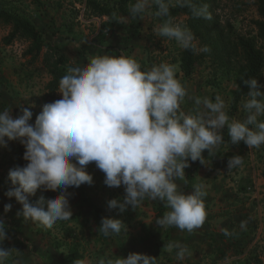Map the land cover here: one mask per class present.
I'll return each instance as SVG.
<instances>
[{
    "label": "clouds",
    "instance_id": "clouds-1",
    "mask_svg": "<svg viewBox=\"0 0 264 264\" xmlns=\"http://www.w3.org/2000/svg\"><path fill=\"white\" fill-rule=\"evenodd\" d=\"M177 6L187 7L194 18L212 19L209 6L195 0H134L128 12L132 18L145 14L162 18L155 29L159 37L175 40L184 50L209 52L207 45L198 49L195 33L172 15L171 9ZM244 83L250 90L242 104L246 113L242 120L229 116L219 94L214 100L208 96L192 98L194 106L185 112L181 105L188 90L177 78L175 65L162 62L142 70L135 57L124 53L91 56L85 65L67 69L59 81L62 97L43 105L34 124L29 123L33 116L29 108L15 117L12 109L0 110V146L18 140L27 161L25 166L9 170L14 187L5 195L22 205L17 215L25 221L51 229L57 221L72 217L68 189L93 182L86 169L94 162L104 173L106 186L124 187L122 200L108 201L110 209L124 212L129 206L138 208L145 199L164 201L168 210L155 219L156 224L191 233L206 220L207 191L206 185L198 183L186 193L176 182L184 180L189 158L204 163V150L211 153L223 143L225 128L233 144L243 141L251 149L264 145V84L255 77ZM242 163L241 155L232 156L228 169ZM38 189L60 191L52 198L41 195L30 202L29 197ZM11 208L12 204H5L4 212ZM245 223L241 222V228ZM122 230L126 232V225L112 217H103L98 228L105 237ZM223 231L225 236L233 235ZM5 239L6 224L0 219V264H6L13 254V248L2 246ZM165 248L169 252L178 249V261L192 255L180 243H169ZM74 264L93 262L80 259ZM96 264H158V259L131 252L126 257H102Z\"/></svg>",
    "mask_w": 264,
    "mask_h": 264
},
{
    "label": "crops",
    "instance_id": "crops-1",
    "mask_svg": "<svg viewBox=\"0 0 264 264\" xmlns=\"http://www.w3.org/2000/svg\"><path fill=\"white\" fill-rule=\"evenodd\" d=\"M153 19L159 18L150 17V20ZM92 55H95V52ZM66 56L69 59L64 69L66 73L69 67L83 66L89 62L79 54ZM11 72L15 74L13 88L8 89L6 81L0 86V110L8 109V105L14 106L15 117L22 114V109L26 105L32 110L33 115L37 116L36 113L42 111L43 105L53 102L46 88L51 77L43 63L23 68L18 66L16 69L12 68ZM207 73L208 70L196 71L188 79H183L185 76L182 72L177 76L188 90V96L181 105L185 112L193 108L194 97L208 96L214 100L217 94L221 95L217 86L205 82ZM55 95L54 101L62 97L59 90ZM225 102L229 110L230 100L226 98ZM227 145L223 132V143L211 153L204 150L202 156L204 163H196L198 160L191 161L189 158L184 180L176 181L180 189L186 193H190L198 183L206 185L207 195L204 199L207 217L202 227L191 233L176 227L160 228L155 219L168 210L166 202L160 200L145 199L138 208L133 209L129 206L124 212L110 209L108 201L113 198L122 200L125 195L124 187L106 186L104 173L92 162L87 165L86 170L92 174L93 182L68 189L73 219L57 221L49 229L31 220L25 221L22 215H17V219L23 223V230L33 227L36 233L42 234L43 231L48 233L46 239L43 236L32 238L31 248H34L35 252L31 257L24 258V263L30 259L31 264H66L70 259L72 247L76 246L79 252L74 259H89L94 264L102 257L113 259L118 256L126 257L131 252L156 256L158 264H258L256 258L261 259L264 251L263 165L258 168L256 161H249L229 170L228 161L224 160L229 147ZM5 147L0 146V151H4ZM58 194L59 191L39 193L31 196L29 200L34 203L41 195L52 198ZM85 196L101 208L103 217L121 219L126 225V232L122 230L120 234L110 235L109 241L105 243L97 239L91 259L86 254L85 257L82 256L87 247V241L83 239L87 232L83 219L87 217L88 212L94 215V210ZM4 201L12 204L10 212L14 214L22 209V205L15 197ZM242 221L246 222L244 228L240 226ZM224 229L233 235L225 236ZM72 231L78 233L77 242L70 241ZM169 243L186 245L192 255L178 261L176 259L178 249L173 248L170 252L166 250L165 245Z\"/></svg>",
    "mask_w": 264,
    "mask_h": 264
},
{
    "label": "rangeland",
    "instance_id": "rangeland-1",
    "mask_svg": "<svg viewBox=\"0 0 264 264\" xmlns=\"http://www.w3.org/2000/svg\"><path fill=\"white\" fill-rule=\"evenodd\" d=\"M130 1L0 0V8L27 20L33 16L36 27L39 26L46 32L43 37L52 42L59 41L63 52L70 55L79 54L83 59H87L86 62L94 56L92 55L94 52L95 55H103L104 52L108 55L124 53L135 57L141 63L142 70L166 62L175 65L176 75L180 76V72L183 73L181 55L184 49L180 48L175 40L159 37L156 34L155 29L162 23V18L150 20V17L156 16L145 14L142 17L139 16V23L136 18H132L128 12ZM91 2L105 6L110 14L98 15L92 9ZM205 4L209 6L212 14L211 20L190 19L188 15H180L176 19L195 33L198 49L205 45L210 48L209 52L198 51L203 54V57L197 71L206 72L208 70L205 82L217 86L221 96L230 100L229 116L242 120L246 116L242 109L243 103L238 106L237 110L231 112L239 62L236 37L257 38L254 25V20L259 17L256 0H209ZM12 30V25L0 21V86L6 81L8 89L13 88L15 78V74L11 72L12 68L37 66L43 63L42 54L35 59L32 55H25L31 46V40L16 36L11 43H7ZM258 45L264 51V42L258 40ZM183 79H188V77H183ZM10 91L12 93V90ZM23 108H28V106L24 105ZM8 109H12L14 116V106L8 105ZM32 118L34 120H30L29 123L34 124L36 115L34 114ZM223 132L225 143L229 146L224 160L228 161L232 156L241 155L243 163L256 161L258 168L263 165L264 145L251 149L243 141L233 144L228 136L227 128ZM24 152L25 148L18 140L8 141L4 151H0V219H3L6 224L7 234V239L3 241L2 246L13 248V254L6 264H12L14 260L20 261V264H31L30 259L25 260L24 263V258L31 257L35 252L34 248H31L32 238L43 236L46 239L48 235L46 231L42 234L36 233L33 227L23 230V223L17 219V214L10 211L4 212V205L7 204L4 200L14 198L5 195L10 188L14 187L8 178V173L10 169L27 164V161L23 159ZM262 188L264 189V185ZM50 191L38 189L35 194ZM84 218L87 232L83 239H86L87 247L82 256L85 257L86 254L91 259L96 248L95 241L99 239L105 243L109 241L110 236L105 237L101 232L96 231L102 218L97 219L89 212ZM262 222L264 225V221ZM78 239V233L72 231L71 243L77 242ZM74 251L78 254V247L75 246ZM262 255L263 257L259 260L261 264H264V251Z\"/></svg>",
    "mask_w": 264,
    "mask_h": 264
},
{
    "label": "trees",
    "instance_id": "trees-1",
    "mask_svg": "<svg viewBox=\"0 0 264 264\" xmlns=\"http://www.w3.org/2000/svg\"><path fill=\"white\" fill-rule=\"evenodd\" d=\"M208 1L209 0H195L198 5L205 4ZM256 6L259 16L254 20L257 38L245 36L236 37V44L239 48V56H237L239 62L236 72V88L233 90L231 112L237 110L238 106L247 98L246 94L249 92L250 88L244 83L245 80L255 77L258 83L263 84L264 51L261 46L258 45V40L264 42V0H256ZM91 7L98 15L110 14L109 9L97 2H91ZM171 12L174 17L188 15L190 19L194 18L187 7L177 6L171 9ZM136 19L139 23V16H137ZM0 21H4L13 26L12 33L7 38V43H11L16 36H22L32 41L25 55H32L33 59L39 57L41 54L43 55L42 62L51 77L46 88L48 90V96L54 99L56 92L59 90L60 79L67 74L64 70L65 66L69 63V59L62 51L59 41L52 42L48 40V38L43 37L46 32L39 26L36 27L33 16L32 18L29 17V20H27L0 8ZM202 57L203 54L199 52H193L192 50L182 51V70L185 77H190L197 71L198 67L201 65ZM199 162L200 160L198 159L196 163ZM262 175L264 178V163ZM85 198L93 208L95 217L97 219L103 218L101 208L90 200L89 197L85 196ZM74 248L75 246L72 247L69 256L70 259L66 264H74V262L78 260L74 259L76 258L75 256H78ZM257 261L260 262V260L256 258V262ZM259 262L258 264H261V262Z\"/></svg>",
    "mask_w": 264,
    "mask_h": 264
}]
</instances>
